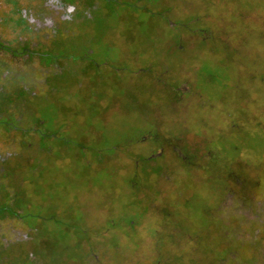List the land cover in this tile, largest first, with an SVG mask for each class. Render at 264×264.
Returning a JSON list of instances; mask_svg holds the SVG:
<instances>
[{
    "label": "rangeland",
    "instance_id": "obj_1",
    "mask_svg": "<svg viewBox=\"0 0 264 264\" xmlns=\"http://www.w3.org/2000/svg\"><path fill=\"white\" fill-rule=\"evenodd\" d=\"M49 1L0 0V264H264V0Z\"/></svg>",
    "mask_w": 264,
    "mask_h": 264
},
{
    "label": "flooded vegetation",
    "instance_id": "obj_2",
    "mask_svg": "<svg viewBox=\"0 0 264 264\" xmlns=\"http://www.w3.org/2000/svg\"><path fill=\"white\" fill-rule=\"evenodd\" d=\"M53 1L54 2L56 1V2L53 3ZM61 3H63L62 0H50L48 4L46 2V4H47L46 6L50 9L55 8L57 10L56 12H58L59 11L58 9L61 7ZM66 5L68 7L67 8L68 14H67L66 19L70 20L71 17H70L69 11L72 8L77 7V6H72V5L67 4V3H66ZM23 10H24L25 15L23 18L20 16L21 17L20 21L22 20L25 23V24L24 23L23 24L29 28L31 27L34 30H39V29H45L46 26L50 28L52 25H55L54 22H52V17H49V15L42 13V11H40L39 13H34L33 11H29L28 9H23ZM27 16H29L30 20L27 18Z\"/></svg>",
    "mask_w": 264,
    "mask_h": 264
}]
</instances>
